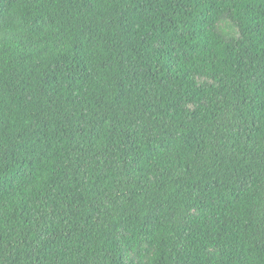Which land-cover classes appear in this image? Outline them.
<instances>
[{
  "label": "trees",
  "instance_id": "obj_1",
  "mask_svg": "<svg viewBox=\"0 0 264 264\" xmlns=\"http://www.w3.org/2000/svg\"><path fill=\"white\" fill-rule=\"evenodd\" d=\"M0 264H264V0H0Z\"/></svg>",
  "mask_w": 264,
  "mask_h": 264
}]
</instances>
